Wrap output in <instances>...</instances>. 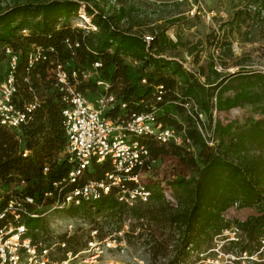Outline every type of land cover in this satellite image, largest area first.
Listing matches in <instances>:
<instances>
[{
  "label": "trees",
  "instance_id": "trees-1",
  "mask_svg": "<svg viewBox=\"0 0 264 264\" xmlns=\"http://www.w3.org/2000/svg\"><path fill=\"white\" fill-rule=\"evenodd\" d=\"M80 8L79 0H0V55L6 56L7 46L20 55L17 83L21 102L33 100L34 94L40 100L34 119L21 129L20 136L18 131L11 132L0 125V179L9 184L16 181L17 175L26 176L29 181L26 193L42 202L44 192L52 188V181L72 169V165L60 155L66 145L62 125L65 103L50 76L52 66L39 63L28 69L26 63L28 52L34 45L55 47L62 61L73 59L74 68L80 74L102 59L104 77L111 83L118 84L123 75L127 86L121 94L133 105L142 100L152 102L153 85L162 82L171 89L168 98L174 99L173 91L181 90L183 95L194 98L205 109L210 122L213 121L214 95H217V107L222 111L251 106L259 114L258 118H250L245 123L216 122L215 134L219 143L211 147L181 106L163 105L167 115L161 117L168 124L179 126L169 112L185 114L187 136L196 148L193 152L172 143L147 142L153 160L164 155L176 159L179 170L165 181L172 189L177 201L175 205L167 200L161 186L163 182H160L150 188L151 197L147 202L137 201L130 206L119 201L116 189H113L99 200L82 202L67 211L74 216L88 217L101 237L114 230H124L125 221L131 220L130 231L124 234L129 242L147 235L143 243L151 249L154 258L160 255L167 260L166 264H194L215 258L213 248L217 237L230 227L231 222L224 218L227 212L235 205L237 208H256L258 216L242 225L245 238L228 243L230 252L238 248V264H242L245 253L254 254L264 239V73L239 71L222 77L216 72L215 79L207 78L202 83L175 60L146 56L141 38L112 29L110 20L122 18L123 9L108 20L103 19L101 11L96 14L94 21L100 26L98 33L85 35L81 29H72L68 25L71 15ZM86 9L93 12L89 5ZM61 20L65 21L64 25L58 28ZM25 30L28 33H24ZM160 37L163 39L164 34ZM66 38L80 41L75 52L67 48ZM122 55L138 58L141 63L133 71ZM150 67L153 71L148 72ZM161 73L172 76L160 78ZM144 77L148 80L146 85L141 82ZM88 86L90 83L82 81L79 88L84 90ZM230 90L234 93L227 95ZM138 108L144 109L142 104ZM25 149L32 151L29 157L22 156ZM46 164L49 171L45 175ZM110 169L107 161L96 164L90 177L103 179ZM2 208L0 204V210ZM21 222L26 224L34 240L38 239L39 232H46L44 217L25 216Z\"/></svg>",
  "mask_w": 264,
  "mask_h": 264
},
{
  "label": "built area",
  "instance_id": "built-area-1",
  "mask_svg": "<svg viewBox=\"0 0 264 264\" xmlns=\"http://www.w3.org/2000/svg\"><path fill=\"white\" fill-rule=\"evenodd\" d=\"M188 1L193 6L191 10L193 15L200 14L204 9L203 0ZM81 4L86 7L83 1ZM86 4H89L93 12L83 11L84 8L81 6L77 19L71 18V22L68 23L72 29H81L85 35L100 31V26L94 21L96 14L102 12L103 19L108 20L113 15H119L122 10L119 0H109L107 6L110 5L113 9L109 6L110 9L108 7L105 11H102L104 9L101 5ZM247 10L253 15L264 18V1H250ZM64 22L61 20L58 28H61ZM110 23L112 29L141 38L145 44L146 56L156 59L164 57L156 53L160 33L155 27L149 30V27H153L152 24L147 25L148 29L145 30L144 27L133 25L128 16L110 20ZM24 33H28V30ZM65 44L71 52H75L80 46V41L66 38ZM5 53L8 69L6 74L0 77V125L8 131H18L20 136L21 129L34 119L40 100L34 94L33 100L21 102L17 83L20 55L10 46L5 48ZM121 58L128 65L138 66L141 63L133 56L122 55ZM175 60L184 69L194 73L188 67L190 62L187 63L179 58ZM26 63L28 69L35 68L39 63H48L52 66L55 87L65 103L62 109V125L66 134V145L60 155L72 165V169L67 175L52 181V188L44 192L42 202L26 193L29 184L26 176L17 175L16 181L9 184L0 179V204L3 205L0 210V264H124L119 259L104 260V257L116 248L120 249L119 252L127 250V241L123 238L118 240L113 238L112 234L101 237L97 228L92 231L91 239L84 248L73 249L66 239L58 237V240L51 243L45 240L44 234L40 232L38 239L34 240L29 234L28 227L21 220L25 216L44 217L57 210L67 212L69 208L82 202L99 200L113 189H116L119 201L130 206L137 201L147 202L151 197V189L142 182V175L154 161L147 142L151 140L172 143L196 150L192 140L187 136L186 126L181 129L166 123L161 117L166 113L163 105L172 103L181 106L185 114L195 122L206 143L215 147L219 143L215 134L219 115L217 95L212 98L213 121L210 122L207 120V112L194 98L183 95L177 89L173 91L176 97L168 98L171 89L162 82L153 85L152 102L146 103L142 100L134 102L133 105L124 98V95L113 91L111 83L100 78L96 83L103 87V92L92 101L79 86L83 80H89L101 73V69L104 68L102 59L95 61L80 74L74 68L73 59L62 61L55 47L34 45L28 52ZM221 69L218 68L219 71ZM261 72L264 73V69ZM26 81L29 82V76L26 77ZM141 82L148 84L146 77L142 78ZM140 104L143 105V110L138 108ZM168 115L178 121L179 114L169 112ZM31 153V150L25 149L21 154L23 157H29ZM104 161L110 164L111 169L105 173L103 179L91 178L90 173L94 165ZM48 171L49 165L46 164L43 173L46 175ZM161 186L167 200L175 205L177 201L172 189L166 182ZM41 205H47L48 210L35 208ZM234 208H237V205L232 209ZM231 210L224 215L226 220H229ZM73 227V222H70L67 232ZM120 233L122 234V231ZM244 238L243 228L237 223L232 225L230 223V227L217 237L213 248L217 256L214 259L221 258L218 252L226 242H240ZM261 243L258 251L251 256L245 253V257L263 264L264 257L261 255L264 251V239ZM58 255L62 256L57 258ZM230 257L232 259L230 258L229 263L232 264L239 258L237 254H231Z\"/></svg>",
  "mask_w": 264,
  "mask_h": 264
},
{
  "label": "rangeland",
  "instance_id": "rangeland-1",
  "mask_svg": "<svg viewBox=\"0 0 264 264\" xmlns=\"http://www.w3.org/2000/svg\"><path fill=\"white\" fill-rule=\"evenodd\" d=\"M9 1L7 0V2ZM82 1L85 5H89L86 3L101 5L104 9L102 11L110 6H107L109 0H79L80 3ZM250 1L255 0H203L204 9L198 15L191 13L193 6L188 0H119V3L124 10L123 17H130L133 25L144 27L146 30L148 29L147 25L152 24L153 27H149V30L155 27L160 35L164 34V38L160 37L158 40L157 54L163 55L166 60L179 58L187 63L190 62L188 67L194 71L193 75L205 83L207 78L215 79L216 72L222 77H226L239 71L261 72L264 69V18L253 15L247 10ZM81 6L84 8L83 11L87 10L84 5L81 4ZM110 7L113 9L112 6ZM78 11L74 12L71 18L76 20L79 15ZM129 67L135 71L138 66L131 65ZM219 67L222 68L221 72L218 70ZM7 69L8 59L4 54L0 55L1 77L6 74ZM150 71H153V68L150 67L148 72ZM50 74L52 76V69ZM158 76L165 78L172 75L161 73ZM123 80L125 79L122 75L119 79V87L122 89L127 86ZM177 80L180 79L177 77ZM179 91L181 92V90ZM233 93L234 91L230 90L227 95ZM87 94L89 97L94 96L93 92ZM178 117V127L182 129L186 126L187 128L185 114L178 115ZM258 117L259 114L253 107L245 106L235 107L228 111L219 110L217 121L245 123L250 118ZM207 120L210 121L209 115H207ZM187 149L195 152L192 147ZM178 170L176 159L173 156L164 155L154 160L143 171L142 182L152 189L153 186H156L155 184L168 181L172 177V173ZM46 206L41 205L35 208L46 211L48 210ZM257 216L256 208H234L229 213L228 219L231 225L237 223L242 227L246 221L253 220ZM44 219L46 232L43 237L45 240L53 243L58 240V237L66 239L73 249L84 248L91 239L92 231L97 229L88 217L74 216L66 211H52L44 216ZM99 220L102 221V218ZM70 222H73L74 227L70 232H67ZM130 222L131 220L125 221L122 234L115 230L112 233L113 238L118 240L123 238L127 241V250L119 252L120 249L116 248L110 251L104 260L119 259L124 264H166V259L160 255L154 258L151 249L143 243L147 235L129 242L124 234L125 231H130ZM107 229L106 227L105 230ZM137 233L138 230L135 234ZM228 243L226 242L219 249L218 253L221 258L212 260L213 257H211L210 260L205 259L198 264H232L229 263L230 256L231 254L236 255L238 248L230 252ZM61 256L58 255L57 258ZM216 256L217 252H215V258ZM261 256L264 257V251ZM250 261L248 257L241 259L242 264H259L256 260ZM233 262L238 264V258Z\"/></svg>",
  "mask_w": 264,
  "mask_h": 264
},
{
  "label": "crops",
  "instance_id": "crops-1",
  "mask_svg": "<svg viewBox=\"0 0 264 264\" xmlns=\"http://www.w3.org/2000/svg\"><path fill=\"white\" fill-rule=\"evenodd\" d=\"M96 77V78H95ZM100 78H103L105 81L111 83L107 78L104 77V68L101 69V73L98 74V76H93L91 77V79L89 80H83V82H86V83H90V86H88L87 88H85L83 91L86 93V95L88 96V92L91 93L93 92L94 96L93 97H89L92 101H95L96 98L98 97V95L103 92V87L102 86H99L97 85V80L100 79ZM112 84V89L113 91L117 92L118 94L121 93V91L123 90L122 87H119V83L118 84H114V83H111Z\"/></svg>",
  "mask_w": 264,
  "mask_h": 264
}]
</instances>
